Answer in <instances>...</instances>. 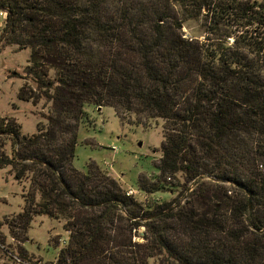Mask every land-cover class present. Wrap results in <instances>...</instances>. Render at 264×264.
<instances>
[{"label":"trees","instance_id":"16d2710c","mask_svg":"<svg viewBox=\"0 0 264 264\" xmlns=\"http://www.w3.org/2000/svg\"><path fill=\"white\" fill-rule=\"evenodd\" d=\"M0 10L1 41L30 50L35 87L18 98L51 103L31 136L0 117V137L18 146L8 156L0 143V168L30 178L8 222L17 241L41 215L69 231L56 264H264V0H0ZM201 16L205 41L185 38L183 23ZM88 103L162 120L159 175L138 188L183 194L194 181L189 200L143 206L96 164L77 170Z\"/></svg>","mask_w":264,"mask_h":264},{"label":"rangeland","instance_id":"374dc122","mask_svg":"<svg viewBox=\"0 0 264 264\" xmlns=\"http://www.w3.org/2000/svg\"><path fill=\"white\" fill-rule=\"evenodd\" d=\"M5 26H0V117L13 119L22 135L31 136L40 125L46 124L44 116L50 112L51 103L44 96L35 103L18 98L23 85L35 87L27 70L30 50L1 41ZM181 31L185 38L205 41L206 19L201 16L187 20ZM117 113L113 107L86 104V116L78 127L75 168L86 173L90 162L96 164L109 178L119 181L126 191L134 190L132 197L143 206L175 199L181 201L180 205L187 202L197 186L194 181L183 194L173 188L148 195L138 188L140 176L156 178L159 175L158 162L165 132L162 120L136 114L121 120ZM0 143L8 156L18 149L6 136L0 137ZM29 182V177L17 181L10 166L0 168V264H56L59 250L67 244L69 231L65 228V220L41 215L33 217L25 243L13 237L8 222L23 212L30 191ZM227 187L233 191L235 186L227 184ZM40 199L41 194L37 193L36 200ZM145 230L144 227L135 229L133 241L142 243ZM19 246L27 251L23 260L18 258Z\"/></svg>","mask_w":264,"mask_h":264},{"label":"built area","instance_id":"2783aa9c","mask_svg":"<svg viewBox=\"0 0 264 264\" xmlns=\"http://www.w3.org/2000/svg\"><path fill=\"white\" fill-rule=\"evenodd\" d=\"M8 19V11L7 10H0V26H3L7 23ZM135 191L130 189L127 191L128 196H134Z\"/></svg>","mask_w":264,"mask_h":264}]
</instances>
